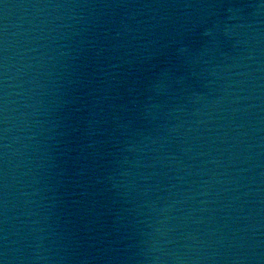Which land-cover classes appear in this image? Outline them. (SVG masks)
<instances>
[{
  "label": "water",
  "instance_id": "1",
  "mask_svg": "<svg viewBox=\"0 0 264 264\" xmlns=\"http://www.w3.org/2000/svg\"><path fill=\"white\" fill-rule=\"evenodd\" d=\"M103 0H0V264Z\"/></svg>",
  "mask_w": 264,
  "mask_h": 264
}]
</instances>
